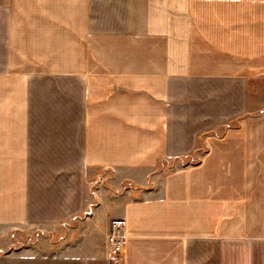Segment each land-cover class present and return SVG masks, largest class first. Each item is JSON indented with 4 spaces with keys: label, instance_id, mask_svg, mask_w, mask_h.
<instances>
[{
    "label": "crops",
    "instance_id": "crops-1",
    "mask_svg": "<svg viewBox=\"0 0 264 264\" xmlns=\"http://www.w3.org/2000/svg\"><path fill=\"white\" fill-rule=\"evenodd\" d=\"M95 208L119 264H264V0H0V264H114L54 237Z\"/></svg>",
    "mask_w": 264,
    "mask_h": 264
},
{
    "label": "rangeland",
    "instance_id": "rangeland-1",
    "mask_svg": "<svg viewBox=\"0 0 264 264\" xmlns=\"http://www.w3.org/2000/svg\"><path fill=\"white\" fill-rule=\"evenodd\" d=\"M197 162H199V160H193L192 162H188L186 161L183 165L185 166H188L189 164H197ZM99 182H93L92 183V189L94 190L95 189V185L98 186ZM101 186V184H100ZM91 190V193H93V190ZM96 211V208L95 209H91L90 211L86 212L85 215H83L81 218H79L78 221L68 225L67 227L65 228H60L56 231V236L54 237H57V236H72L71 238L72 239H75L77 237V233L79 232V230L81 229L80 226H82V230H85L87 229L88 232H89V236H96L97 233L94 232V230H96L95 228L98 227V214ZM90 230H91V233H90ZM86 231V230H85ZM109 232V231H108ZM99 233H102V229L99 230ZM58 234V235H57ZM61 234V235H60ZM42 234H40L38 231L36 230H33V229H30V230H26V231H22L20 234H18L16 237H17V240L20 242V243H32L34 241H37L39 237H41ZM105 235V234H104ZM103 233L101 234V236H103L101 238V236L99 235L94 237L96 239H98L100 242H103V239H104V246L107 247V236H108V233L106 234V236L104 237ZM123 251H122V254H121V257H120V260L122 262L123 260V253H124V248H125V242L123 243ZM104 247V248H105ZM105 253H106V248H105Z\"/></svg>",
    "mask_w": 264,
    "mask_h": 264
},
{
    "label": "built area",
    "instance_id": "built-area-1",
    "mask_svg": "<svg viewBox=\"0 0 264 264\" xmlns=\"http://www.w3.org/2000/svg\"><path fill=\"white\" fill-rule=\"evenodd\" d=\"M125 221L114 220L111 222L110 232L107 236L106 255L114 264L121 263L120 257L123 251Z\"/></svg>",
    "mask_w": 264,
    "mask_h": 264
}]
</instances>
